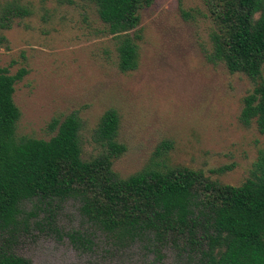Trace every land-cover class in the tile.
I'll return each instance as SVG.
<instances>
[{"label": "rangeland", "instance_id": "obj_1", "mask_svg": "<svg viewBox=\"0 0 264 264\" xmlns=\"http://www.w3.org/2000/svg\"><path fill=\"white\" fill-rule=\"evenodd\" d=\"M8 1L0 0V12ZM16 1L30 14L0 29V66L10 74L26 70L12 96L20 110L16 136L47 138L51 118L75 112L81 156L87 158L98 150L92 133L99 115L113 108L117 139L125 145L112 163L120 176L160 160L233 185L248 175L264 148V132L237 120L250 81L206 58L211 23L201 0H152L141 8L137 65L127 72L117 69L113 39L88 0ZM161 141L169 147L156 155ZM34 204L23 203L19 223L0 238L30 264L182 263L173 250L157 258L150 246L93 232L76 200ZM74 232L89 241L72 243Z\"/></svg>", "mask_w": 264, "mask_h": 264}, {"label": "trees", "instance_id": "obj_2", "mask_svg": "<svg viewBox=\"0 0 264 264\" xmlns=\"http://www.w3.org/2000/svg\"><path fill=\"white\" fill-rule=\"evenodd\" d=\"M88 1L113 39L117 69H135L139 10L152 0ZM201 1L211 23L206 58L250 81L237 120L243 126L253 122L263 133L264 0ZM29 14L25 3L6 2L0 29ZM25 73L21 67L10 74L0 66V238L19 223L23 203L73 199L93 232L125 245L150 246L157 258L170 249L181 264H264V148L236 185L162 160L120 176L112 163L125 145L117 139L119 117L113 108L99 115L92 133L98 150L87 158L81 156L75 112L51 118L46 128L52 135L47 138L15 135L20 110L12 96L15 82ZM168 147V141H161L155 154L164 155ZM69 238L72 243L89 241L77 232ZM0 264L30 261L1 241Z\"/></svg>", "mask_w": 264, "mask_h": 264}]
</instances>
